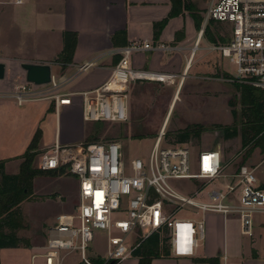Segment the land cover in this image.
Returning a JSON list of instances; mask_svg holds the SVG:
<instances>
[{"label":"built area","instance_id":"2783aa9c","mask_svg":"<svg viewBox=\"0 0 264 264\" xmlns=\"http://www.w3.org/2000/svg\"><path fill=\"white\" fill-rule=\"evenodd\" d=\"M14 3L19 5L22 0ZM206 4L188 63L203 41H208L207 30L225 24L230 29L218 42H210L209 50L230 60L235 68V74L229 76L231 83L264 90V0H207ZM163 48L139 40L115 50L120 60L111 77L91 90L65 91L73 78L61 81L53 74L50 84H18L5 96L19 106L52 102L58 122L60 109L79 100L85 122L127 123L133 84L173 79L136 68L133 56ZM96 67L97 62L85 63L74 78ZM167 123L165 119L144 158L125 159L119 140L62 145L57 133L55 144L40 155L39 169L67 171L77 177L79 206L76 215L61 217L52 230L42 255L44 264H60L66 250L81 252L82 264H120L154 234L169 241L174 255L193 253L205 237V219H179L178 213L187 206L200 210L204 217L237 215L242 234L254 237V215L264 213V182L256 176L255 168L244 165L228 175L219 149L198 151L187 143L166 144ZM224 178H230L229 183L223 185ZM183 182L192 186L187 194L178 185ZM199 196L204 197L197 200ZM95 232L104 233L106 253L91 260L87 249L96 239ZM222 259L220 264H228L225 255Z\"/></svg>","mask_w":264,"mask_h":264},{"label":"rangeland","instance_id":"374dc122","mask_svg":"<svg viewBox=\"0 0 264 264\" xmlns=\"http://www.w3.org/2000/svg\"><path fill=\"white\" fill-rule=\"evenodd\" d=\"M193 2L191 1L200 12L199 15L203 16L201 10L206 6V0H193ZM43 8L38 4L34 5V3L31 6L26 4L23 6H0V48L4 50L0 52V62L10 61L5 78L9 79L8 81L17 79L16 76L19 74L24 78L20 84L34 87L26 80L25 72L21 71L19 66L11 63V60L18 58L32 59V47L29 45L26 50L21 51L15 47V44H9L13 39H11L12 33H9L10 26L6 22L12 26L18 15L24 14V11L27 10L24 14L25 20H32L35 22L32 24L39 26L44 22L48 23V18L41 16ZM28 23L31 24L29 21ZM227 29L230 28L225 24L214 25L209 30L214 42H218L223 35H226ZM26 37L28 38L29 35L24 36L25 39ZM52 37L54 39L51 40V43L58 48L60 44L58 36ZM210 42L209 39L203 41L201 50L196 53L195 62L188 72L189 75L186 77L177 99V83L175 84L173 79H167L165 82L149 80L133 84L129 92L130 117L127 123L85 122L79 100H76L73 106H66L67 108L63 106L59 115L60 143L64 145L119 140L124 148L125 159L147 157L154 146V139L173 105L167 123L166 144H176V140L173 138L175 133L185 131L187 127L200 126L198 129L200 137L192 135L187 144L198 151L219 149L223 155L226 174H234L240 167L248 165L255 168L256 176L264 182V154L261 148L256 147L244 162L245 156L254 146H243V136L240 131L243 126L242 119L240 117L234 119L233 116L234 110L240 114L242 109L240 91L236 89L235 84L229 81V76L235 74V68L228 58H223L219 52L209 50ZM59 55L60 53L55 57L54 62ZM185 62L184 59V64ZM74 73L75 70H71L64 74L59 65L53 67V74L61 81L68 80L71 78L69 75ZM85 75L84 72L77 75L64 87V90H78L77 85L86 78ZM41 109L43 115L38 123V131L41 130L42 138L38 149L34 151L32 161L33 169L38 170L41 174L33 179L32 186L29 188V192H26L27 195L20 205L22 225L15 230L16 236L20 239L19 247L1 250L3 264H44L42 255L46 253L45 248L52 230L58 226L61 217L76 215L79 206L77 177L67 171L44 172L39 169L40 155L46 151V147L55 144L57 136V114L54 103L45 101L41 104ZM224 128L232 131L237 128L240 134L238 137L225 139L223 137ZM138 135L143 137H137ZM162 145H165L164 142ZM24 156L21 163L24 161ZM20 168L17 170L9 168L8 174H12L14 171L19 174ZM49 172H54L56 176H51ZM229 179L224 178L221 182L225 185L229 183ZM178 185L185 194L192 190V186L188 183L183 182ZM211 188L213 187L208 189ZM202 197L204 196H199L197 200H202ZM178 214L179 219L196 221H201L207 216L204 217L200 210L192 206L185 207ZM234 217L238 219L237 215H229V218ZM258 222H264V213L258 212L254 215V228ZM76 224H78L77 221ZM235 228V226L232 227V230ZM258 228L260 229V227ZM258 228H255L257 233ZM6 232L8 233V230ZM95 234V241L87 249V256L91 260H94L95 256H103L106 253L104 233L95 232ZM166 245L169 249V241L166 242ZM31 250L33 254L30 252ZM31 255L33 259H37L34 263H31ZM80 259L81 252L66 250L62 251L60 264H82ZM136 259L132 256L120 264H131Z\"/></svg>","mask_w":264,"mask_h":264},{"label":"crops","instance_id":"0c3cea01","mask_svg":"<svg viewBox=\"0 0 264 264\" xmlns=\"http://www.w3.org/2000/svg\"><path fill=\"white\" fill-rule=\"evenodd\" d=\"M33 3L44 7L41 16L48 18V23L44 22L39 26L32 24L35 23L32 20H25L24 14L27 10L24 14L18 15L12 26L6 22L10 26L9 33H12L11 39H13L9 44H15V47L21 51L26 50L29 45L32 47V59L11 60V63L19 66L21 71H23L21 65L27 62L51 63L53 73V67L57 65L54 59L64 48L63 33L74 32L77 34L78 42L73 57L74 62L63 73L71 70L77 73L79 66L88 62H97V67L84 72L86 78L77 85L78 90L68 91L80 92L97 88L111 77L118 56L114 52L125 47L115 44L114 37L118 32L124 31L128 45L141 40L149 41L156 47L164 46L163 49L135 54L133 65L138 69L173 76L175 84L177 83L176 99L178 98L189 75L188 72L195 62L196 57L191 64L188 63L190 48L194 45L196 33L200 29L196 27L188 11L169 18L173 8L170 0H22L19 5L15 4L14 0H0V6L25 4L31 6ZM206 7L207 4L201 10L202 15ZM165 19L167 23L156 40L155 24ZM40 20H43L42 17ZM28 35L29 37L25 39L24 36ZM54 35L58 36L60 43L58 48L51 43ZM3 51L0 48V52ZM9 62H3L7 66L6 73ZM74 74H67L71 77L69 79L73 78L71 81L75 79L74 76L72 77ZM22 77L18 74L17 79L0 81V162L5 163L6 174L9 168L17 170L21 167V160L39 129L38 123L43 115L41 113L43 103L19 106L13 98L5 96L23 81ZM66 106L64 108H67ZM59 123L57 118V133ZM16 172L12 174L16 175ZM234 226L236 228L232 230ZM255 228L261 231L258 230L257 233ZM255 228L254 237L250 238L242 234L240 221L236 217L226 218L208 214L205 217V237L197 244L193 253L182 255L171 253V257L154 259L152 264H205L199 259L217 256L222 263L224 255L228 264H264V222H258ZM1 250L0 260L3 264ZM30 252L32 253V250ZM36 260L31 255V263ZM131 264H138V260H134Z\"/></svg>","mask_w":264,"mask_h":264},{"label":"trees","instance_id":"16d2710c","mask_svg":"<svg viewBox=\"0 0 264 264\" xmlns=\"http://www.w3.org/2000/svg\"><path fill=\"white\" fill-rule=\"evenodd\" d=\"M173 5L169 18L182 15L185 11L191 14L196 27L200 28L202 24V16L197 11L194 4L190 0H170ZM167 19L155 24L154 38L157 40L162 29L165 27ZM207 39L211 42L215 40L212 38L211 33L207 30ZM115 44L127 46L126 32H118L114 37ZM64 48L58 56L55 64L59 65L65 71L74 62L73 57L77 47V34L74 32L65 31L63 33ZM116 63L119 62L120 57H116ZM236 89L240 91V114L237 110L233 111L234 119L240 117L242 119V128L240 129L243 136L244 147L253 145L254 148L245 156L244 162L252 154L256 147L261 148L264 154V90L253 88L248 85L237 84ZM200 126L187 127L185 131H179L173 135L176 144H186L192 135L200 137ZM240 134L239 129L235 128L233 131L224 128L223 137L225 139H232L238 137ZM137 137H143L138 135ZM42 138V132L39 130L33 137L29 144L28 150L24 156V161L21 163L19 174L8 175L5 172V163L0 162V250L7 248H18L20 239L16 236L15 230L21 227L22 218L20 205L23 198L29 192L34 178L41 173L33 169L32 161L34 158V151L37 150L38 145ZM51 176L55 177L54 172H49ZM8 230V233L6 232ZM162 235L154 234L148 240L144 241L134 252L133 257L138 259V264H152L154 259L171 257V249H168ZM201 263L207 264H220V258L211 257L206 259H199ZM1 264V260H0Z\"/></svg>","mask_w":264,"mask_h":264},{"label":"water","instance_id":"95a60500","mask_svg":"<svg viewBox=\"0 0 264 264\" xmlns=\"http://www.w3.org/2000/svg\"><path fill=\"white\" fill-rule=\"evenodd\" d=\"M21 68L25 72L26 80L35 85L44 86L45 84H50L53 80L51 63L37 64L27 62L22 64ZM6 70V64L0 62V81L5 80Z\"/></svg>","mask_w":264,"mask_h":264}]
</instances>
